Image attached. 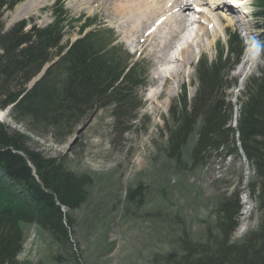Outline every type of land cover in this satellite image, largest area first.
Wrapping results in <instances>:
<instances>
[{"label":"trees","instance_id":"trees-1","mask_svg":"<svg viewBox=\"0 0 264 264\" xmlns=\"http://www.w3.org/2000/svg\"><path fill=\"white\" fill-rule=\"evenodd\" d=\"M19 1L0 0V110L12 106L15 121L58 143L65 142L99 108L112 107L117 125L131 122L139 92L146 86L145 62L134 61L111 29L95 18H71L64 5L52 7L53 20L45 27L25 30L26 23L21 22L5 30L2 16ZM256 5L258 27L264 30V0ZM80 22V36L63 43L67 29ZM261 45L264 57V38ZM243 51V40L234 33L228 49L219 46L212 63L199 62L193 101L184 92L180 104L172 107L167 157L179 171L178 164L184 160L200 164L210 154L225 150L238 155L239 143L255 168L253 193L263 209L264 69L249 78L239 98L237 127L229 123L234 107L226 91L237 84L230 80V73ZM46 64L42 77L30 87ZM194 132L197 141L185 158ZM29 140L26 134L0 123V264H30L17 259L24 243L23 224L48 231L54 243L69 242L72 212L88 196V176L71 171L65 158H49L31 150ZM135 193H141L140 187ZM239 203L238 195L223 199L216 221L221 237H213L212 245L182 240L180 264H264V222L242 244L230 241L238 226Z\"/></svg>","mask_w":264,"mask_h":264},{"label":"rangeland","instance_id":"rangeland-1","mask_svg":"<svg viewBox=\"0 0 264 264\" xmlns=\"http://www.w3.org/2000/svg\"><path fill=\"white\" fill-rule=\"evenodd\" d=\"M25 1L28 0H21L3 14L5 30L21 22L26 23L25 30L34 26L44 27L52 21V7L64 5L71 18H95L110 28L117 36V43L133 60L145 61L149 72L134 111L128 115L134 116L131 122L117 125L112 107L99 108L88 114L62 143L54 141L51 136L31 132L25 124L12 118L11 108L0 110V123L11 131L26 134L30 139L27 146L31 150L49 158H65L71 171L90 179L86 186L87 200L72 212L74 226L69 242L54 243L48 231L36 224H23L24 243L17 257L20 262L180 264L183 257L180 246L184 238L193 244L212 245L213 237H221L216 229L220 205L223 199L235 195L239 197L240 209L238 226L232 232L230 241L240 245L260 228L264 222V208H260L258 196L252 190L257 184V177L254 168L241 157V153L240 156H228V152H214L200 164L184 160L181 165L178 164L179 171L173 168L174 161L170 162L167 157L170 147L167 127L173 123L172 107L180 104L179 99L184 92L189 102L193 101L198 87L196 64L202 56L210 61L216 58V47L227 44L228 29L240 34L245 47L238 65L230 73V79L236 80L237 85L226 91L233 107L238 106V113L239 97L243 96L250 76L260 74L264 69L259 52L263 33L257 27L256 16H251V19L242 16L247 23L245 28L238 22L224 25L213 20L212 24L220 26L214 36L199 33V38L203 40L201 47H206L204 51L199 52L197 43L193 50L199 55L193 54L192 64H185L176 80L169 79L163 85L161 81L164 77L161 75L158 82L155 77L158 73H166L174 65L161 63L158 61L160 54L151 55L148 52L151 46L144 40L147 28L133 31L136 28L126 21L124 11L116 12L117 8L112 3L115 0H38L41 5L25 15L27 17L12 19L17 6ZM248 1L254 5L257 0ZM110 5L113 12L109 10ZM194 6L195 2L187 13L190 18L199 16L193 11ZM205 9L206 13L210 11L207 7ZM120 17L121 26L117 24ZM125 24L131 33L122 29ZM79 26L77 23L67 29L63 43L78 38ZM199 27L204 28L205 25L195 21L190 25L193 33L184 32L170 45L171 61L180 46L190 36L196 35ZM210 32L213 30L210 29ZM180 58L176 57L175 61ZM196 133L192 134L185 158L189 157V149L197 141ZM139 187L141 193H135Z\"/></svg>","mask_w":264,"mask_h":264},{"label":"bare ground","instance_id":"bare-ground-1","mask_svg":"<svg viewBox=\"0 0 264 264\" xmlns=\"http://www.w3.org/2000/svg\"><path fill=\"white\" fill-rule=\"evenodd\" d=\"M117 1L115 0L116 4L115 2H112L114 4V7L117 8L116 12L124 11L122 13H124L126 21L129 22L131 25H134V27L136 28V29L132 28L133 31L139 32V30L141 31V28L143 27L144 29L147 28L146 34L144 35L145 37L144 40L145 42H148L147 43L148 46L150 44L151 46L150 49L152 52L148 50L146 51L151 53V55L160 54L159 57L160 59H158L159 62L161 63L166 62L167 64L174 65V67L168 70L166 73H158V75L155 77L157 82L158 80H160L161 75L165 78L162 79V81L166 83H168L167 81L169 79L171 81L176 80L180 72L182 71V68H185L186 65L192 64L193 54L198 56L200 51H204L206 47H201L203 40L199 38V33L205 36H210V35L214 36V34H216L217 31L219 30L220 26L219 24H217L216 26L213 24L214 25L213 32L211 33L210 27L212 26L213 20H216L218 23H223L224 25L226 24L233 25L235 22H238L244 28L247 26V23L244 22V20L242 19V16L244 15H242L240 11L236 9V7L235 8L232 7V5H230L229 2H226L225 0H205V1L195 0L196 3L195 5L200 9L199 12L200 14L198 17H196L195 21L201 24L203 23L205 27L204 28L199 27L198 30L196 31V35L194 37L190 36L189 39L180 46V48L177 50L176 55L173 57V60L171 61V59H168L167 57L169 56L170 45L173 44L174 41L178 40L179 37L184 32L187 31L189 23L190 22L192 23V20L191 19L189 20L187 15V12L190 10L191 0H117ZM83 2H86V0H84ZM234 4L237 5L235 2H233V5ZM40 5L41 3L38 0L25 1L20 6H17L15 12L13 13L12 19L14 20L24 19V17H27L25 15H28L30 12L35 11ZM112 5H110L109 10H112L113 12V9H111ZM205 7H207L210 10L208 13L205 12L206 11ZM215 8L218 10H213ZM219 17L221 18V20L219 19ZM121 22H122V17H120L119 19L117 18V24H119V26H121ZM127 28H128L127 24L122 26V29H125L126 32L131 33L130 31H127ZM197 43H198L197 45L198 47L196 46V48L199 50V52L196 51L195 49L193 50V47ZM139 49H142V47H139ZM176 57L179 58L181 57V58L178 59L176 62L175 61ZM156 95L157 94H155L154 96L152 95L153 99L155 98ZM241 157L247 160L244 154H241Z\"/></svg>","mask_w":264,"mask_h":264}]
</instances>
